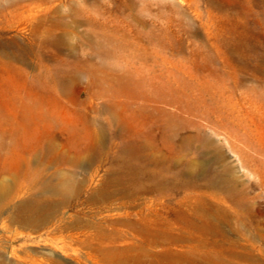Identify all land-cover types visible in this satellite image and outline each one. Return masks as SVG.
I'll use <instances>...</instances> for the list:
<instances>
[{
	"label": "bare ground",
	"instance_id": "6f19581e",
	"mask_svg": "<svg viewBox=\"0 0 264 264\" xmlns=\"http://www.w3.org/2000/svg\"><path fill=\"white\" fill-rule=\"evenodd\" d=\"M5 1L17 10L24 9L20 15L22 18L27 11L48 10L41 5L37 6L48 0ZM88 2L81 0L78 6L83 10L88 7ZM132 2L126 1L124 5L131 8ZM89 3L92 5V2ZM75 8H78L77 5ZM63 18L60 14L45 15L41 18L45 26L44 29L37 30L36 35L43 73L36 75V78L49 90L57 92L60 98L72 94L73 89L89 91L84 101L76 99L73 105L83 111V130L72 127L71 131L74 137L88 135L90 142L80 148L72 144L77 148L72 153L71 141L74 140L66 139L63 142L58 134L60 129L52 128L53 117L62 116L66 106L55 111L45 110V106H42L44 111L39 112L37 118L31 108L27 107L17 127L0 141L1 153L11 145L20 146L21 140L16 136L19 131L23 139L28 141L33 132L39 131L38 123L44 125L41 131L43 133L38 135L36 147L27 150L25 144V148L19 151L18 155L14 150L11 154L5 153L6 164L12 163V166L5 165L0 170V223L4 225L3 232L11 234L12 241L24 235L30 238L32 234L48 230L49 233L42 237L41 241L52 247L51 251H43L25 245L12 252L9 242L5 241L6 237L0 233V264H241V256L236 255L234 251H229V248L224 246L218 247L215 243L199 241L200 239L190 240L182 254L173 251L169 246L161 254L156 252L162 233L156 230L151 222L152 217L158 218L160 213L158 210L154 211L152 201L148 205L151 212L148 215L143 213L147 206L144 196L148 193H159L178 186L199 188L200 185L196 184L193 178L187 179L188 174L196 178L202 176L206 180L207 189L234 187L236 180L224 166L209 176L205 175L206 165L198 162L195 168L182 172V177L186 179L181 183L175 177L163 178L158 165L160 160L152 158L154 153H166L165 145L176 158L196 147V144L200 150L204 148L210 151L217 144L214 132L207 129L209 124L211 130L213 125L229 128L230 123L226 121L228 118L221 117L207 105L199 94L200 82L190 85L182 81L183 84L179 88L166 79L158 83L157 76L154 75L158 67H163L161 73L165 75L164 68L172 64L168 56L169 48L132 46V51H129L128 45L119 43L123 35L127 39L130 36L121 26L112 25V34H107L106 31L105 34L102 33L107 43L96 40L99 35L88 34L84 39L89 44V50L83 52V57L75 58L73 63L66 60L72 56L75 48L68 43L72 31L68 28L71 24ZM81 22L74 21L75 24ZM89 22L92 25L97 24L94 20L89 19ZM137 24L147 25L146 19L134 16L130 26L133 28ZM99 25L106 30L109 27L106 23ZM166 26L163 31L167 34ZM61 28L63 33L59 32ZM47 50L57 54L46 56ZM174 51L185 53L184 47ZM63 55L67 57L64 58ZM59 61L66 62L67 67L53 68ZM262 66L264 65L261 64L260 69L255 70L259 82H264ZM195 76L200 78V73ZM237 82L240 86L245 85L244 79ZM205 88L202 89L207 94L212 91V87ZM261 88H264V83ZM95 99H101L102 105H98ZM258 106L261 111L263 104ZM216 108L222 107L217 104ZM128 120L132 125L126 126L123 122ZM65 125H68V121ZM106 125L114 127L113 138L121 139L120 141L106 140ZM217 150L209 152L212 162H220L223 157V152ZM111 152L117 155L108 159L107 156ZM105 161L109 163V167L105 170L107 174L101 176L100 163ZM66 167L82 170L79 173ZM38 168H41L43 174L33 194L23 186L13 188L9 180L19 181L28 175L27 171H35ZM145 180H148V183ZM85 192L88 195L81 200ZM14 193L17 198L12 197ZM141 199L144 201L141 202ZM239 204L245 206L240 200ZM70 208H75V212L69 213ZM134 211L138 217L132 219ZM166 226L168 227V223ZM127 231L134 233L133 238L125 234ZM231 243L233 242H229ZM60 252L71 256H61Z\"/></svg>",
	"mask_w": 264,
	"mask_h": 264
},
{
	"label": "rangeland",
	"instance_id": "374dc122",
	"mask_svg": "<svg viewBox=\"0 0 264 264\" xmlns=\"http://www.w3.org/2000/svg\"><path fill=\"white\" fill-rule=\"evenodd\" d=\"M75 1L48 0L37 5L48 10L27 11L22 18L20 15L24 9L17 10L15 7H10L5 0H0V141L17 127L27 107L31 108L33 115L37 118L38 113L44 111L41 109L42 106H45V110L51 109V111L66 106L67 109L62 116L53 117L52 128L60 129L58 134L63 142L66 139L74 140L71 141L72 153L77 149L76 147L80 148L90 142L88 135L74 137L71 131L72 127L83 130V111L74 108L73 105L76 99L84 101L89 91L81 92L73 89L72 94L60 98L57 92L49 90L36 78V75L43 73L36 32L44 29L45 24L41 22V18L45 15L60 14L65 22L71 24L68 28L72 29L68 43L75 50L71 57L63 55L71 62L77 57H83V52L89 50V44L85 40L88 34L99 35L95 39L107 43L103 34L105 31L107 34H112V25L121 26L128 31L130 35L128 39L123 35L119 43L128 45L129 51H132V46L134 48L168 47V56L172 64L164 68L165 75L162 74L163 67H158L154 73L157 76L156 81L159 83L166 79L176 88H179L183 82L190 85L200 82L199 94L212 111H216L221 117L228 118L226 121L230 123V126L220 128L213 125L212 130L210 124L209 127L207 126L208 130L214 132L213 136L217 144L210 151L220 148L217 151L223 152L220 162H212L210 151L204 148L200 150L198 144L177 158L165 145L166 153H154L152 158L160 160L158 165L163 178L175 177L184 183L186 178L182 177V172L195 168L200 162L206 165L205 175L209 176L214 171H220L223 166L226 167L232 178L236 180V184L234 187L207 189L206 180L202 176L196 178L188 174L187 179L193 178L192 180L200 185L199 188L178 186L163 192L146 194L144 197H146L147 206L143 209V213L148 215L151 212L148 206L151 201L155 207L154 211L158 210L160 213V217H152L151 222L152 226L162 233L160 245L155 250L161 254L169 246L173 251L182 254L190 240L200 239L199 241L215 243L218 247L224 246L229 248V251H234L236 255L241 256L239 258L241 264H264V88H261L264 82L257 81L256 77L259 76L255 72L256 69H260L261 64L264 65V0H138V2L137 0H88L92 2V5L88 2V7L83 10L78 6L81 0ZM126 1L127 3L133 1L131 8L124 5ZM76 5L78 8H75ZM134 16L146 19L147 25L137 24L132 28L130 23L133 22ZM89 19L97 24H90ZM76 20L82 22L75 24ZM100 23L108 24L107 30L103 28V31ZM165 25L168 26L167 34L163 31ZM63 31L61 28L59 32L63 33ZM132 37L136 38L133 40ZM181 47H184L185 53L174 51ZM54 53L52 50H47L46 56L54 55ZM54 67L65 69L67 64L59 61L53 65ZM199 73L200 78H197L195 75ZM87 77L84 78V83ZM239 79H244L245 85L240 86L237 82ZM205 87H209L207 89L212 87L210 89L212 91L205 93L202 89ZM95 101L98 105H102L101 99H95ZM261 103L263 108L260 111L258 105ZM217 104H220L222 108H216ZM65 120L68 121V125H65ZM201 121L206 123L205 120ZM123 122L126 126L132 125L130 120ZM43 126V123H38L39 131L33 132L28 141L23 139L20 131L16 133L17 138L21 140L20 146L11 145L6 151L0 153V170L5 165L12 166V163L6 164L5 153L11 154L14 150L18 155V152L25 148V144L27 150L38 145V135L43 130ZM113 133L114 127L106 125L105 135L108 142L116 139L113 138ZM9 140L8 138L7 142ZM115 155L117 153L111 152L107 157L112 159ZM108 167V162L100 163L99 174L101 176L107 174ZM69 169L79 173L82 170ZM27 172L28 175L19 181H9L13 188L23 186L25 190L33 194L43 171L38 168ZM145 182L148 183V180ZM85 195L87 196L88 193L85 192L81 200L86 198ZM12 197L17 198L16 193ZM141 200V202L144 201ZM239 200L245 203V206L240 205ZM74 212L75 208L69 209V213ZM137 217L134 211L131 218ZM3 230L4 225L0 223V233L6 237L5 241L9 242L12 252L25 245L43 251L52 249L41 241V238L49 233L48 230L32 234L30 238L24 235L16 241H12L11 234ZM125 234L133 238L134 233L127 231ZM229 242L233 243L229 244ZM125 245L127 246V243ZM60 255L71 256L62 252Z\"/></svg>",
	"mask_w": 264,
	"mask_h": 264
}]
</instances>
